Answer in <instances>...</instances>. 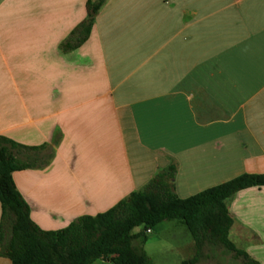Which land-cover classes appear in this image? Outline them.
Here are the masks:
<instances>
[{"label":"crops","instance_id":"obj_1","mask_svg":"<svg viewBox=\"0 0 264 264\" xmlns=\"http://www.w3.org/2000/svg\"><path fill=\"white\" fill-rule=\"evenodd\" d=\"M85 1L0 0V134L45 144L12 172L40 227L105 210L169 164L180 197L264 171V0H105L62 50ZM225 203L229 238L264 264V185Z\"/></svg>","mask_w":264,"mask_h":264},{"label":"trees","instance_id":"obj_2","mask_svg":"<svg viewBox=\"0 0 264 264\" xmlns=\"http://www.w3.org/2000/svg\"><path fill=\"white\" fill-rule=\"evenodd\" d=\"M105 0H86V15L60 43L62 50L78 47L91 31L95 15ZM45 144L26 145L0 134V254L11 264H90L97 258L114 264H151L141 245L146 231L164 219H180L190 230L195 244L193 256L178 264H195L202 247L220 244L245 264H258L229 238L232 224L225 199L235 192L264 185L263 172H242L186 197L174 191L171 180L175 166L158 170L140 189L95 214H81L56 229L40 227L30 216V206L17 188L12 172L37 165V157L23 159ZM46 162V160H42ZM141 226L136 232L133 228Z\"/></svg>","mask_w":264,"mask_h":264},{"label":"rangeland","instance_id":"obj_3","mask_svg":"<svg viewBox=\"0 0 264 264\" xmlns=\"http://www.w3.org/2000/svg\"><path fill=\"white\" fill-rule=\"evenodd\" d=\"M48 150L43 154H47ZM137 226L133 230H140ZM147 239H135V245H141L151 260V264H178L182 259L195 253L193 236L180 219H164L154 228L146 231ZM241 259L227 252L220 244L206 243L196 264H242Z\"/></svg>","mask_w":264,"mask_h":264}]
</instances>
